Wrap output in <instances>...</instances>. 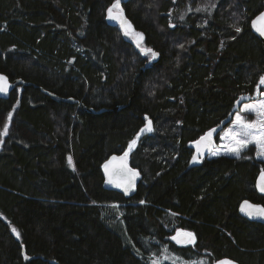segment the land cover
I'll return each mask as SVG.
<instances>
[{
    "label": "trees",
    "instance_id": "trees-1",
    "mask_svg": "<svg viewBox=\"0 0 264 264\" xmlns=\"http://www.w3.org/2000/svg\"><path fill=\"white\" fill-rule=\"evenodd\" d=\"M113 2L0 0V72L27 83L0 98V131L12 113L0 145V264H151L164 249L264 264V225L238 213L243 199L264 206L253 146L194 164L190 147L264 72V40L250 28L263 0H128L130 37L159 55L148 67L152 54L106 22ZM146 119L154 127L130 152L136 192L105 189L103 162ZM175 228L194 243L173 242Z\"/></svg>",
    "mask_w": 264,
    "mask_h": 264
},
{
    "label": "water",
    "instance_id": "water-1",
    "mask_svg": "<svg viewBox=\"0 0 264 264\" xmlns=\"http://www.w3.org/2000/svg\"><path fill=\"white\" fill-rule=\"evenodd\" d=\"M128 0H120V7L123 9V4L126 3ZM114 3V2H113ZM111 7V6H110ZM109 9V8H108ZM108 9L106 12V22L111 25V26H117L119 28V30L121 31L123 37L131 42L138 53L140 54H146V53H150L147 52L145 50L147 49H151V48H146V47H141L138 44L135 43V41L130 37L129 34H131L134 30L132 24V29L129 30V34L125 35V30L124 27L121 26V23L119 20H114L109 18L108 15ZM264 13V0H263V9L261 10L260 13H258L255 17L252 18L251 22H250V28L251 31L261 40H264V35H261L260 31H258V29H264V19L262 20H258L257 18L261 16V14ZM115 14V13H114ZM123 15L126 18V20L128 22H130L128 20V18L125 15V11L123 9ZM152 52H155L153 49H151ZM157 53V52H155ZM158 54V53H157ZM159 55L156 56H152L147 62L145 67H148L150 65V63L154 62L157 60ZM0 75H2L3 77L6 78L5 81H0V84L3 85V87L6 89V91L4 92H0V98L1 99H8L10 94L19 86L22 84H27L25 81H23L22 79H14L11 80L6 74L1 73ZM264 77V72L259 76L255 86H254V90L252 94H245V95H241L234 103V107L231 111V113L224 118L217 126L207 130L203 135H201L199 138H197L196 140H194L193 142L190 143V147L194 150L196 156H201L204 154H208L210 153L216 144L215 141V137L222 131V129L224 127H226L232 120L233 115L235 114V112L238 110L239 106L243 103V102H247L249 101L251 98L253 97H258L259 94L261 93L262 90H264V85H260L259 81L260 78ZM47 93V92H46ZM49 96H51L52 98L56 99V100H66L67 102H75L74 100H71L70 98L67 99H63L61 97H58L52 93H47ZM89 111L94 112V110L90 109ZM148 121H151V128H152V120L151 119H146L145 124L141 127V129L145 128V125L148 123ZM140 132L139 134L136 136V139L138 140L139 138H141L143 135L149 133V131H143ZM210 130H214L211 140L209 141V139L206 137V133H208ZM201 137H205L204 140L201 141ZM197 141H200L199 146L197 145ZM128 153L127 156H125V153ZM130 152L131 150L128 149L124 152L121 153H114L111 154L102 164V173H103V178H104V182H103V186L105 189L107 190H112V191H116L119 192L121 194H123L126 197H130L132 196L137 189V186L139 184V182L141 181V172L131 166L130 164ZM262 177H264V170L260 171L259 174L256 177V181H255V186L256 189L259 193L264 194V192L261 191V187H264V179H262ZM247 201L250 205H259V206H263L260 203H255L250 201L249 199H243L239 205H238V213L239 215H241L243 218L249 220V221H253V222H258L264 225V217H261L259 215H252L249 216L248 215V211L251 210L253 212H255V209H248L247 206H245V210H242V205H244V202ZM188 231H180L179 232V236L178 234L174 235L177 236L178 239H180L181 241H183L185 239L183 233H186ZM172 236V237H174ZM173 242L177 243L176 240L172 239ZM179 245H185L187 243H177ZM228 260L231 261V264H240L239 262L230 259L228 257H223L220 258L216 261H214L213 264H217L218 261L221 260Z\"/></svg>",
    "mask_w": 264,
    "mask_h": 264
},
{
    "label": "snow or ice",
    "instance_id": "snow-or-ice-1",
    "mask_svg": "<svg viewBox=\"0 0 264 264\" xmlns=\"http://www.w3.org/2000/svg\"><path fill=\"white\" fill-rule=\"evenodd\" d=\"M115 13V14H114ZM108 15L109 18L114 19V20H119L121 23V26L124 27L125 30V35L129 34V30L132 29V26L130 22L126 20V18L123 15V9L120 7V0H115V2L109 7L108 9ZM258 20L264 19V13L261 14L260 17L257 18ZM237 32H240V28H236ZM260 31L261 35H264V29H258ZM139 37L142 39V34H137ZM147 52H150L152 56L158 55L155 52H152L151 49L145 50ZM6 78L0 75V81H5ZM260 85H264V77L260 78L259 81ZM6 89L3 87L2 84H0V92H4ZM245 111H255L258 116V120L254 121L253 123H242L241 122V117L237 116V122H238V127H239V132L238 133H233L231 129L225 134L226 137H229L231 139V142L237 145L236 147H232L230 151L235 152L239 154L240 148L245 147L248 143L255 142L258 144L260 147L264 148V100L259 101L255 105H245L244 106ZM9 118H11V113H9ZM8 131V124L6 123L3 128V134H6ZM143 131H152L151 128V121H148V123L145 125L144 129H141V132ZM214 130H210L208 133H206V137L211 140L212 134ZM242 137V139H238L237 136ZM205 137H201V141L204 140ZM132 144H135V140L131 142L130 148ZM200 141H197V145L199 146ZM128 153H125V156H127ZM193 159L195 160L196 157L194 156ZM69 163H71V158L69 157ZM264 179V177H262ZM261 191L264 192V187H261ZM245 206H247L248 209H255V212L249 210L248 215H259L261 217H264V206H259V205H250L247 201L244 202V205H242V210H245ZM13 232H15V229H12ZM19 235V233H17ZM180 234L178 233V236ZM185 239L181 241L180 239L177 238V236L172 237V239L176 240L177 243H187L191 244L194 243V236L192 233L186 232L183 233ZM27 259V257H25ZM217 264H231V261L228 260H221L218 261Z\"/></svg>",
    "mask_w": 264,
    "mask_h": 264
},
{
    "label": "rangeland",
    "instance_id": "rangeland-1",
    "mask_svg": "<svg viewBox=\"0 0 264 264\" xmlns=\"http://www.w3.org/2000/svg\"><path fill=\"white\" fill-rule=\"evenodd\" d=\"M135 37H139V36L136 34ZM261 100H264V90L261 91V93L259 94L258 97H253L249 101L243 102L239 106V108L235 112V114L233 115L231 122L226 127H224L222 129V131L218 134L219 138L216 141L214 149L208 154H204L201 156H195L196 159L195 160L192 159L191 163H193V164L198 163L204 157L212 158V157H217V156H221V155H227V156H232V157H236V158H241L242 157V151L253 146L254 159L258 160L259 162H261L262 165H264V148L260 147L255 142H252V143H248L245 147L240 148L239 154H237L235 152L230 151V149L232 147H236L237 145L232 143L231 139L229 137L225 136V134L229 131V129H231L233 133L239 132L238 122L236 119L237 116L241 117L242 123H249L250 124V123H253L254 121H257L258 120L257 113L255 111H245L244 106L245 105H255ZM11 117H12V113H11ZM10 120H11V118H9V114H8L5 118L4 125L7 123L8 127H9ZM4 125L0 131V145H1L2 137L6 135V134H3ZM153 127L154 126H153V122H152V129H153ZM237 138L242 139V137H240L239 135L237 136ZM139 140L140 139H138V140L135 139V144H132L131 148L129 146V149L130 150L133 149L137 145V143H138L137 141H139ZM180 231H183V230H181L179 228H175L172 236L178 234ZM150 262H151V264H202L203 261L197 262V260H196V262H191L189 260H185L179 256L174 255L170 250L168 251L167 249H164L163 253L161 255H158L155 257L153 256L152 258H150Z\"/></svg>",
    "mask_w": 264,
    "mask_h": 264
}]
</instances>
